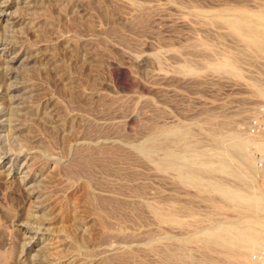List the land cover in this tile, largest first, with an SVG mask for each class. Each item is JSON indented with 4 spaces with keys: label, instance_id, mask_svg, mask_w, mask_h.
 I'll return each mask as SVG.
<instances>
[{
    "label": "rangeland",
    "instance_id": "374dc122",
    "mask_svg": "<svg viewBox=\"0 0 264 264\" xmlns=\"http://www.w3.org/2000/svg\"><path fill=\"white\" fill-rule=\"evenodd\" d=\"M235 11L264 0H0V264H264V239L189 240L226 221L264 237V209L157 166L208 161L210 179L264 193V54L215 15ZM217 135L242 139L251 173L213 166Z\"/></svg>",
    "mask_w": 264,
    "mask_h": 264
},
{
    "label": "bare ground",
    "instance_id": "6f19581e",
    "mask_svg": "<svg viewBox=\"0 0 264 264\" xmlns=\"http://www.w3.org/2000/svg\"><path fill=\"white\" fill-rule=\"evenodd\" d=\"M230 12L234 13V11ZM225 14L227 13H215V15L223 21L226 27L233 31V34L235 33L238 36L241 35V37H245L244 42L247 47L256 50L258 53L264 54V12L247 13L239 11L233 17H231L232 15L230 14L231 19L227 16L225 17ZM215 66L227 69L229 72L233 71L231 62H218ZM170 132L174 136L182 133V131L178 129L171 130ZM215 142L217 144L215 157L217 152L219 153L217 155H220V157H218L216 161L213 159V166L220 170L230 171L231 173H234L236 177H239V174L237 170L234 169L235 167H238L235 165H239V168L240 166H243L246 171L251 173L253 168L251 169V164H247L245 161L247 158L244 159V154L242 155V139L239 136L217 135ZM210 165L211 164L208 161H202L196 166L184 165L175 162L174 158L170 156L157 164L162 170H167V168L174 169L177 177L182 182L194 186L200 191L213 193V195L215 193L220 195L229 206L237 211H241L244 215L250 213L252 216L259 218V213L264 209V193H258L255 195H253L254 192L252 195L242 194L240 191L239 193L236 190L230 189L231 187L228 188L221 182H216L213 179H210L201 172L202 168L208 169ZM232 165H234V168ZM240 171H242V169ZM223 173L226 174V172ZM260 173L264 175V170L258 172V174ZM152 212L160 222H177V219L166 215L160 208L153 207ZM257 226V223H244L242 221L214 223L205 233L192 234L189 237V240L198 242L208 249L221 248L224 250L238 251L241 246L239 242L242 240L263 241L264 237L257 229ZM168 257L173 256L171 255ZM177 259L179 260V258ZM102 262V264H128L127 258L125 257L106 259Z\"/></svg>",
    "mask_w": 264,
    "mask_h": 264
}]
</instances>
